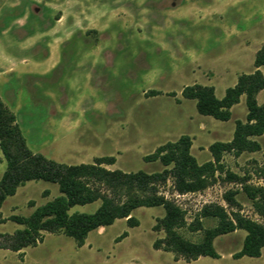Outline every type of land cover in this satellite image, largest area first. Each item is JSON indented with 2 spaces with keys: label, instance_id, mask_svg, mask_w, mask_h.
Segmentation results:
<instances>
[{
  "label": "rangeland",
  "instance_id": "1",
  "mask_svg": "<svg viewBox=\"0 0 264 264\" xmlns=\"http://www.w3.org/2000/svg\"><path fill=\"white\" fill-rule=\"evenodd\" d=\"M6 1L0 0V24L5 25L10 22L3 7ZM57 1L62 9L59 16L73 20V39L57 56L61 63L53 71L48 70L44 54L34 68L42 76L21 78L40 84L37 95L25 89L18 110L7 103L18 115L33 152L67 165L115 157L116 163L105 165L107 169L152 174L165 169L160 161L145 160L160 146L189 136L191 153L202 165L213 161L211 145L232 141L236 123L246 122L245 95L231 109L230 120L220 121L199 114L196 101L185 99L182 91L195 84L211 86L222 99L241 75L256 71V54L264 47V0ZM24 8L16 9L13 16H22ZM31 28L29 20L22 32ZM259 70L264 74V66ZM257 100L264 105V90ZM255 140L259 151L239 156L225 153L223 169L208 178L204 190L180 194L173 178L159 186L160 194L186 213V226L179 230L183 238L202 241L205 231L218 223L203 217L213 206L223 207L232 219L238 214L264 226V213L245 189L264 188V135ZM0 153L1 179L6 161ZM58 196L57 184L27 182L3 203L0 234L25 229L7 219L30 217ZM100 205L101 201L75 206L70 213H94ZM132 215L139 226L130 227L127 219H118L92 231L82 247L63 230L44 232L36 245L20 252L0 249V264H264V248L259 258H234L242 250L245 230L214 240L219 259L200 257L188 262L154 248L155 241L165 238L163 230H154L165 216L163 207H141ZM199 223L202 228L196 230ZM124 233L127 236L122 238Z\"/></svg>",
  "mask_w": 264,
  "mask_h": 264
},
{
  "label": "trees",
  "instance_id": "2",
  "mask_svg": "<svg viewBox=\"0 0 264 264\" xmlns=\"http://www.w3.org/2000/svg\"><path fill=\"white\" fill-rule=\"evenodd\" d=\"M254 65L256 71L241 75L237 84L228 88L222 99L217 98L215 88L211 86L195 84L182 91L185 99L196 101L199 114L220 121L230 120L231 109L245 95L248 110L246 122L236 123L232 141L211 145L213 161L201 165L191 153V137L182 136L175 142L160 146L145 158L146 161H160L165 166L162 172L152 174L107 169L105 165L116 163L115 157H99L93 164L67 165L35 153L28 146L16 114L0 98V150L7 165L0 179V210L8 197L14 196L21 186L30 181L54 183L60 191V196L36 208L30 217L13 215L8 218L24 225L25 229L17 230L13 235L0 234V249L20 252L36 245L42 233L60 230L82 247L92 231L111 226L118 219H127L130 227L139 226V221L132 215L138 208L163 207L165 216L158 220L154 230H163L165 238L155 241L156 250L173 252L188 262L200 257L219 259L214 240L242 229L247 235L242 250L234 258L261 257L264 248L263 225L238 214L232 219L223 207L213 206L203 212V217L217 219V225L205 231L201 242L194 243L179 233L186 226L185 211L159 192V186L166 184L169 178L174 179L175 190L180 194L204 190L208 178L223 169L225 153L239 156L261 149L255 138L264 135V105L257 100L259 92L264 90V74L259 70L264 66V47L257 52ZM151 94L158 95L159 92L151 91ZM232 177L235 178L234 175ZM245 189L264 213V188ZM228 199L231 200V196ZM97 201H101V205L94 213H70L75 206ZM5 221L2 219L1 222ZM201 228L199 223L196 230ZM126 236L127 233H124L122 238Z\"/></svg>",
  "mask_w": 264,
  "mask_h": 264
},
{
  "label": "crops",
  "instance_id": "3",
  "mask_svg": "<svg viewBox=\"0 0 264 264\" xmlns=\"http://www.w3.org/2000/svg\"><path fill=\"white\" fill-rule=\"evenodd\" d=\"M22 6H25L22 16H13L15 10ZM3 7L8 9L10 22L0 24V98L6 105H14L18 110L24 90L37 95L36 88L40 86L39 83H25L21 78L27 75L42 76L34 68L43 58L49 61L48 70L51 71L61 63L57 56L65 44L73 39V20L64 14L59 16L62 9L58 8L57 0H7ZM22 19H25L24 23H20ZM29 20H32V28L23 33ZM26 52L30 53L29 57L23 55ZM21 66L28 67L26 72L19 70ZM64 119L62 116L60 120ZM1 163L4 164V161Z\"/></svg>",
  "mask_w": 264,
  "mask_h": 264
}]
</instances>
